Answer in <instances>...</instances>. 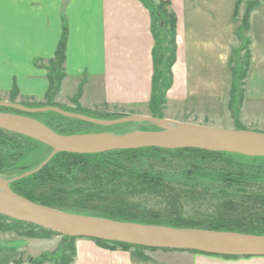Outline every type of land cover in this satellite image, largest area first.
Wrapping results in <instances>:
<instances>
[{"label":"crops","instance_id":"1","mask_svg":"<svg viewBox=\"0 0 264 264\" xmlns=\"http://www.w3.org/2000/svg\"><path fill=\"white\" fill-rule=\"evenodd\" d=\"M157 1L168 2V11L176 18V59L165 94L167 109L191 119L189 123L215 129H257L245 123L252 119L247 111L254 103L264 108V1L249 16V68L238 112L229 104L233 80L228 63L235 39L238 42L234 14L238 3L249 0ZM149 22V13L138 0H0V100L15 93L16 102H43L49 82L42 67L54 59L64 36L65 77L57 100L68 91L63 99L72 98L81 84L79 104L84 109L102 103L148 105L154 46ZM233 109L239 118L231 117ZM60 242L57 236L29 239L0 232V264H31L53 253ZM74 243L72 264H146L133 249L110 251L82 238ZM190 257L191 264H264L263 257L208 262Z\"/></svg>","mask_w":264,"mask_h":264},{"label":"rangeland","instance_id":"2","mask_svg":"<svg viewBox=\"0 0 264 264\" xmlns=\"http://www.w3.org/2000/svg\"><path fill=\"white\" fill-rule=\"evenodd\" d=\"M153 2L152 0H149ZM254 3L256 0H249ZM246 2V3H249ZM262 2V1H261ZM260 2V3H261ZM246 3H238L240 8H236V12L234 14V33L237 35L236 31H239L241 40L239 42L234 41L235 48L234 53L231 54L233 56L231 69H233L236 74L233 78L235 80V92L233 100V107L236 108V112H238V100L241 96L243 79H241V75L245 72L247 68L245 65L247 63V55L245 52L246 40H248V32H245L244 23H243V15L247 9ZM259 3V4H260ZM152 8L155 14H157V8L159 7L157 0L152 4ZM237 6V7H238ZM163 8L161 11L168 15V9ZM167 9V10H166ZM157 10V11H156ZM241 11V13H240ZM159 13V12H158ZM170 13V12H169ZM174 16V14H173ZM175 17V16H174ZM176 19V18H175ZM155 29L158 32V23H154ZM159 34V32H158ZM165 33L160 34V43H161V51L163 49H169V34ZM250 46V45H249ZM249 48V47H248ZM168 56V52H165ZM55 58V55H54ZM55 62V59H53ZM42 67L47 72L48 79V71H49V62L45 63ZM53 66L50 68L52 69ZM57 73V71H56ZM60 73V72H59ZM55 75V74H54ZM64 75V74H63ZM57 76V75H55ZM64 80V79H63ZM63 80L57 86L58 92L51 101L45 100L43 102H34L27 99L15 101L16 94H12L8 99L0 100L2 102H9L21 105L23 107L29 109L36 108H44V107H56L61 111H65L68 113H74L83 115L93 119L99 120H117L120 118L128 117V116H146L152 118L159 119H167L174 122L180 123H188L193 125H198L194 123L188 122V118L175 115L174 109L166 105V95H165V104L154 108L152 106H127V107H119V106H109L108 104L102 103L97 106H94L92 109H84L79 104V97L82 94L83 85H78L76 93L73 94L70 99H63L69 94L66 93L64 96L61 95L59 100H57L61 85ZM49 82V81H48ZM50 86V84L48 85ZM49 90V87H47ZM47 90V92H48ZM167 93V92H166ZM47 94V93H46ZM14 100V101H13ZM251 100V98L249 99ZM253 100V99H252ZM145 107V109H143ZM159 111H158V110ZM167 109V110H166ZM145 110V111H143ZM1 113H10V114H18L27 116L30 118H35L42 124L48 125L50 128L54 129L57 132H60L61 135L69 136V135H83V134H95V133H109L114 135H123L132 131H157L158 129L149 124H126V125H117L114 127H101L89 123L80 122L73 119L65 118L59 114L53 112L39 113V114H24L18 113L15 110H11L8 108L0 107ZM232 114V111H230ZM210 114V113H209ZM246 114V113H245ZM33 115V116H32ZM247 115L249 118H252L250 122L246 121L245 125L248 127L257 128L251 130L252 132H259L264 134V108L261 106L255 107V103L253 105L252 110L247 111ZM160 116V117H159ZM175 116V117H174ZM208 117V123L209 118ZM234 119H237V114H233L231 116ZM228 118V117H227ZM179 120V121H178ZM196 122V121H195ZM237 125V122H235ZM202 126V125H201ZM205 126V125H204ZM238 126V125H237ZM209 127V126H208ZM237 128L236 130H240L241 128ZM222 129V128H219ZM224 130H228L226 126H224ZM0 152H3L4 157H7L3 161H0V178L5 180H12L17 178L18 182L13 189L19 192L22 195H29L28 193V180L29 182L40 179V181L46 178L45 182L42 183L45 185L47 192H45L46 196H49V200H46L48 206L52 208H60L66 210L76 211L81 213L84 216H95V217H109L116 218L117 220H123L128 222H137V223H179L181 225H186L189 229H198L199 227H206L205 224L218 221V213L221 207L220 201L223 202H234L240 204L241 202H245V196L253 195V196H261L264 197V185L258 187L257 185H253L251 187L247 186L245 188H241L239 186H234L233 188H228L223 183H216V178H213V173L217 174V171L222 166H227L222 163L223 159L228 160L230 162V166L240 165V166H250L253 167L254 171L258 170L261 177L264 179V160L259 158H247V157H238L225 155L221 158L220 162L217 159H208L206 155L197 156L198 159H195L198 164L197 170L198 172L195 176H188L186 179L185 173V165L186 161H184L185 157L188 155L178 154L177 152H172L170 154H164L162 157L165 158V161L160 163L159 169H154L151 171V174H147L140 177H133L131 173H122V177L117 176L116 173L109 168L108 171L106 169H98L96 171V175L91 173L89 167L76 168L79 171L73 170L71 174L64 172L62 170L61 165H63L64 160L62 158L51 159L52 151L46 146L32 143L26 141L22 138H12V141L8 145H4L0 147ZM209 152V151H207ZM102 155V154H101ZM10 157V158H9ZM49 160L42 168L36 171L39 167H41L45 161ZM178 159V160H177ZM51 161V162H50ZM83 161V160H81ZM160 161V160H159ZM182 161V162H179ZM184 161V163H183ZM148 162V161H147ZM150 162V161H149ZM148 162V163H149ZM152 165H157L156 161L150 162ZM170 163L171 165H168ZM147 164V163H145ZM47 167L46 171L44 169ZM55 170L56 174L51 172V170ZM143 172H146L145 168H143ZM214 170L213 172H211ZM72 171V170H71ZM231 171V170H227ZM209 172V173H208ZM39 173V174H38ZM157 173H164L162 178H159ZM35 174H38L34 176ZM66 174V175H65ZM213 174V175H212ZM211 176V177H209ZM30 177V178H29ZM158 177V178H157ZM29 178V179H27ZM27 179V180H25ZM155 179H162L160 184L166 185L168 188L162 191L165 186H159L161 189L160 192L154 185L153 188L148 183L154 181ZM150 181V182H149ZM27 184V185H26ZM30 185V183H29ZM52 186V187H51ZM257 186V187H256ZM57 187V188H53ZM219 188V189H218ZM44 190V191H46ZM52 191V192H51ZM223 192V193H222ZM222 194V196H221ZM59 198V196H72V202H62V204L53 200L51 197ZM81 199V203L76 206L72 205V209L70 207H66L68 203H75L76 200ZM250 207L253 203H249ZM248 205V204H247ZM70 208V209H69ZM218 212V213H217ZM252 213H261L264 215V210L262 208H258L255 210H251ZM220 214V213H219ZM174 221V222H171ZM236 224H238V221ZM227 220H220L217 225H220V229L227 228H238V227H229L230 224ZM257 226L254 228L257 229L256 233L264 232V227H261L262 224L256 223ZM26 231V227H22ZM245 227H239V229H243ZM251 229V228H250ZM248 228V230H250ZM200 230V229H199ZM29 231V230H28ZM235 231V229H234ZM258 231V232H257ZM227 232V231H225ZM255 232V231H254ZM234 233V232H232ZM61 239V236H59ZM134 252L141 257L142 261H145L146 264H191L190 256L199 257L203 260V262H208V258H218L222 259L219 256H206L201 254H196L187 251H182L183 253H187V255H178L174 256V251H163L156 249H140L134 250ZM173 254V255H172ZM50 258V257H48ZM211 258V259H212ZM47 259V258H46ZM55 259V258H54ZM50 261V260H49ZM47 261V262H49ZM198 262V261H196ZM58 263V262H57ZM51 264H55L54 262Z\"/></svg>","mask_w":264,"mask_h":264},{"label":"water","instance_id":"3","mask_svg":"<svg viewBox=\"0 0 264 264\" xmlns=\"http://www.w3.org/2000/svg\"><path fill=\"white\" fill-rule=\"evenodd\" d=\"M0 107L24 114L53 112L68 119L101 127L149 124L158 129L157 131H132L123 135L95 133L65 136L54 132L33 118L10 113L0 114V131L46 146L52 151L51 157L60 153L98 155L142 149L167 151L197 149L253 159L264 158V134L259 132L215 129L163 118L135 115L110 121L99 120L61 111L56 107L29 109L2 101H0ZM48 161L47 159L36 171ZM17 180V178L12 180L0 178V216L39 227L61 237L99 240L146 249L188 250L219 257L264 258V236L262 235L178 229L65 213L33 203L15 194L10 184L16 183Z\"/></svg>","mask_w":264,"mask_h":264},{"label":"trees","instance_id":"4","mask_svg":"<svg viewBox=\"0 0 264 264\" xmlns=\"http://www.w3.org/2000/svg\"><path fill=\"white\" fill-rule=\"evenodd\" d=\"M142 6L146 9V11H148L149 16H150V26H151V35L153 36V41H154V46H153V50H152V60H153V76H152V92H151V98L149 101V105L157 108L158 106L164 105L165 104V94L166 92L170 89L171 85H172V67L175 63V57H176V43H175V36L176 34V19L173 16V14L170 12H168V15L164 12H162L161 10L163 8H167L169 6L168 2H164V1H157L159 7L157 8V14L154 13L153 8H152V3L156 0H152L153 2L149 1V0H138ZM261 1L264 0H256L254 3L250 2L246 3V11L243 15V25L244 28L242 27V29H244L245 32H248V26H249V16L250 13L252 12L253 9H255L259 3ZM167 10V9H166ZM159 12V13H158ZM157 22L158 23V32L155 29L154 23ZM237 35L236 38L239 42V40H241V36L239 31H236ZM165 33V37L167 36L166 34H169V49H163L161 51V43H160V34ZM64 36H62V40L60 41V44L57 48V50H55V62L52 60L49 62V71H48V81L50 86L49 90L46 94V99L48 101H51L52 98L55 97V95L58 92V88L57 86L60 84V82L64 79L65 75L64 74V69H63V62L65 60V44H64ZM246 47H245V52L247 55V63H246V69L245 72L241 75V79L244 80V77L246 76V72L248 70V65H249V59H250V55L248 52V47L250 45L249 41L246 40ZM165 52H168V56ZM234 53V50L231 52V54ZM233 60V56L230 57L229 59V63L228 66L232 72V80L234 78V76L236 75L233 71V69H231V62ZM53 66L52 69H50ZM57 71V73H56ZM60 72V73H59ZM57 76H55V75ZM243 85V84H242ZM231 92V97H230V107H233V100L235 98H233L234 93L235 92V80H233L232 83V87L230 89ZM241 101V96L239 97L238 100V104ZM158 110V109H157ZM159 111V110H158ZM236 114V112L234 111V109L232 110V115ZM33 116V115H32ZM160 117V116H159ZM33 119H35L33 117ZM36 120V119H35ZM38 121V120H37ZM42 124V123H41ZM45 126H47L48 128H50L48 125L44 124ZM51 130H53L54 132L58 133L61 135L60 132L55 131L54 129L50 128ZM12 138H16V139H24L26 141L31 142L32 140L24 138V137H20L17 135L10 134V133H6L3 131H0V147L4 146V145H8L11 141ZM32 143H37L35 141H32ZM39 144V143H38ZM47 148V147H46ZM172 152H177L178 154L182 155V157H184L183 155L187 154L188 156L185 157L184 161H186V167H185V173L186 174V179H188V176H195V174L198 172L197 170L201 169H197L198 166V162L195 159H198L197 156L199 155H206L208 156V159H217V161L220 162L221 158L225 155H228L229 157L231 156H238V155H234V154H226V153H215V152H207V151H203V150H197V149H186V150H176V151H167V150H161V149H142V150H133V151H116V152H109V153H105V154H98V155H72V154H64V153H60L55 155L52 159H58V158H62L64 160L63 165H61L62 170L64 172H67L69 174H71L73 172V170L75 169V171H79L76 168H81L82 167H89L91 170V173L93 175H96V171H98V169H106V171L109 170V168L112 169V171L114 173L117 174V176L122 177V173H131L133 174L132 176L137 178V177H142L144 175H149L151 174V171L154 169H159L160 168V163L161 161L164 162L165 158H163L162 156L164 154H170ZM241 157V156H238ZM244 157V156H243ZM242 157V158H243ZM7 157H4L3 152H0V161H3L4 159H6ZM10 158V157H9ZM261 160H264V158H259ZM83 160V161H81ZM160 160V161H159ZM178 160V159H177ZM50 161V162H51ZM156 161L157 165H152L150 162ZM183 161V163H184ZM182 162V161H179ZM147 163V164H145ZM222 163L226 164L227 166H222L220 167V169L217 171V174L213 173L212 177L216 178V183L220 184L223 183L224 185H226L228 188H233L234 186H239L241 188H245L247 186L251 187L253 185H257L258 187L263 186L264 185V179L261 177L262 175L259 174V171L256 170L254 171L253 167L250 166H240V165H233V167H228V165L230 166V162H228V160H224L222 161ZM168 165H171L170 163H168ZM143 168H145L146 172H143ZM47 167L44 169V171H46ZM108 169V170H107ZM72 170V171H71ZM227 170H231V171H227ZM214 170H212L211 172H213ZM51 172L56 174V171L53 169L51 170ZM203 172V171H201ZM209 173V172H208ZM39 174V173H38ZM35 174L34 176L38 175ZM66 175V174H65ZM147 175V176H148ZM159 178H162L160 176H163L164 173H157ZM140 177V178H141ZM157 177V178H158ZM211 177V176H209ZM30 178V177H29ZM27 178V179H29ZM25 179V180H27ZM46 180V178L42 179L40 181V179H37L35 181H30L28 180V193L29 195L25 196L20 194L19 192H17L15 189H13V186H15L17 184L18 181L13 182L10 184V188L11 190L33 202L42 206H45L47 208H52L51 206H48L46 203V200H49V196L45 195V192H47L48 194V190H46L45 185H43L42 183H44ZM162 181V179H155L154 181H149L150 183H148L150 186L154 185L155 188H157L159 191L161 189H159V186H165V188L162 190H166V188H168L166 185L164 184H160V182ZM30 183V185H29ZM27 185V184H26ZM256 186V187H257ZM52 187V186H51ZM264 187V186H263ZM53 188H57V187H53ZM153 188V186H152ZM219 189V188H218ZM46 190V191H44ZM160 191V192H162ZM52 192V191H51ZM223 193V192H222ZM259 195V194H258ZM253 196V195H249V196H245L244 200L247 201H243L240 204L234 203V202H223L220 201L221 207L218 213V221H212L211 223L205 224L204 226L206 227H199L198 229L200 230H207V231H227V232H237V233H241V234H250V235H264V232H259L256 233V230L254 227L257 226L256 223H260L262 224L261 227H264V215H262L261 213H252L251 210H255L258 208H262L264 210V197L261 196ZM222 196V194H221ZM53 200H57L59 201L61 204L62 202L68 201V202H72V196H59V198L53 197ZM81 203V199L76 200L75 203H68V205H65L66 207H70L71 209L73 208V206H76L78 204ZM249 203H253V205L250 207ZM248 204V205H247ZM69 208V209H70ZM52 209H56L58 211H62L65 213H70V214H76V215H82L81 213H78L76 211H72V210H64V209H60V208H52ZM95 217V216H92ZM219 217L220 220L225 219L227 220V222L232 223L230 224L229 227H238V228H227L225 229H220V225H217V223L219 222ZM97 218H101V217H97ZM104 219H108V220H114V221H120V222H128V221H123V220H117L116 218H109V217H102ZM238 221V224H236ZM174 222V221H171ZM129 223H137V222H129ZM228 223V224H229ZM138 224H143V225H157V226H165V227H171V228H178V229H189L186 225H181L179 223H138ZM22 227H26V231L25 229H23ZM239 227H245L242 230L239 229ZM248 228L250 230H248ZM29 230V231H28ZM255 231V232H254ZM0 232L2 233H6V232H13L19 236L25 237V238H29V239H47L53 236H57L59 237V235L53 233V232H49L47 230L41 229L39 227L33 226V225H28V224H24L21 222H17V221H12L9 220L5 217L0 216ZM258 232V231H257ZM77 239L75 238H66V237H61V242L58 246V248L50 254H46L43 255L42 257L33 260L31 264H51V263H55V264H72L74 262V259L76 257V251H75V241ZM92 242H95L96 245H98V247L102 248V249H106V250H110V251H115V250H122V251H129L131 249L133 250H140V249H144V250H148L146 248H142V247H136V246H130V245H125V244H117V243H107V242H102L99 240H91ZM152 250V249H151ZM157 250V249H156ZM163 251H170V250H163ZM195 253V252H192ZM199 254V253H196ZM136 257L138 259L141 260V257L139 258V256H137V254H135ZM203 255V254H201ZM206 256H210V255H206ZM50 257V258H48ZM211 257V256H210ZM47 258V259H46ZM55 258V259H54ZM212 258V257H211ZM223 259H230V260H236V258L234 257H227L224 256L222 257ZM50 260V261H49ZM49 261V262H47ZM58 262V263H57Z\"/></svg>","mask_w":264,"mask_h":264},{"label":"bare ground","instance_id":"5","mask_svg":"<svg viewBox=\"0 0 264 264\" xmlns=\"http://www.w3.org/2000/svg\"><path fill=\"white\" fill-rule=\"evenodd\" d=\"M221 153V152H220ZM262 236H264V235H262ZM81 239V238H80ZM158 250V249H157ZM239 258H241V257H239Z\"/></svg>","mask_w":264,"mask_h":264}]
</instances>
